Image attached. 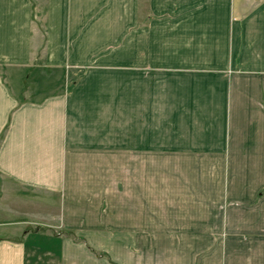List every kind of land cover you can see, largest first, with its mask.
<instances>
[{
  "label": "crops",
  "instance_id": "1",
  "mask_svg": "<svg viewBox=\"0 0 264 264\" xmlns=\"http://www.w3.org/2000/svg\"><path fill=\"white\" fill-rule=\"evenodd\" d=\"M22 3L0 208L47 212L0 264H264V0Z\"/></svg>",
  "mask_w": 264,
  "mask_h": 264
},
{
  "label": "rangeland",
  "instance_id": "2",
  "mask_svg": "<svg viewBox=\"0 0 264 264\" xmlns=\"http://www.w3.org/2000/svg\"><path fill=\"white\" fill-rule=\"evenodd\" d=\"M22 1L23 0H0V45H3L0 47H4L5 49H8V51H11L9 49L16 46L17 32H19L20 29H23L24 24H26V18H25L26 9ZM4 180L5 179L0 176V187ZM52 202L54 203V200H52ZM4 203L11 205L12 208H13L12 204H15L12 198L10 197L6 198ZM38 204L34 207V211H32V216L25 214V213H28L30 210L27 206L24 207L25 209H22L21 215H19L20 212L18 209L12 210V209H4V207L0 208V225H1L0 226V242H2L5 239L17 241V240H20V239L23 240L24 238H26V237H23V233H20L18 231L14 232L11 230L4 229V225L13 226L15 224L13 223L15 220H18V219L22 220L24 217L25 218L27 217L41 218V216L44 214L39 215L40 211L45 212L46 209L43 208L42 203H38ZM3 210L6 213H3L4 212ZM14 211H16L17 214H14L13 213ZM50 237H51L50 232H47V234H42L40 236L31 237L32 243H30V245L28 244L25 249L26 251L29 252V256L27 260L28 262L29 261L31 262L38 255L45 258L44 256L46 254V251L47 250L51 251L50 247H47V248L45 247L49 243L51 245L53 244L52 245L53 248L56 249L55 247L56 242L54 240L50 242L49 240ZM32 244L34 245L33 247H32Z\"/></svg>",
  "mask_w": 264,
  "mask_h": 264
}]
</instances>
